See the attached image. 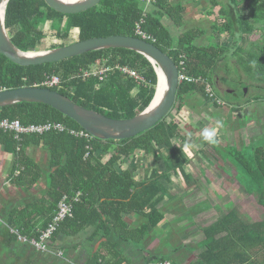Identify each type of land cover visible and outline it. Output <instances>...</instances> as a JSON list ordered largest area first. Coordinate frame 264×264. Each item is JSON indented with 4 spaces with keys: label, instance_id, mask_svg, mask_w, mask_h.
<instances>
[{
    "label": "trees",
    "instance_id": "obj_1",
    "mask_svg": "<svg viewBox=\"0 0 264 264\" xmlns=\"http://www.w3.org/2000/svg\"><path fill=\"white\" fill-rule=\"evenodd\" d=\"M209 4L218 10L220 18L214 20L211 34L197 27L180 31L186 7L176 0H158L144 19L142 29L156 40L150 43L172 58L182 75L193 80L180 83L171 114L134 138L114 141L76 136L71 132L78 134L84 129L44 104L19 103L0 108V121H18L25 127L48 122L66 127L63 132L23 134L18 138L13 132L0 130L3 152L14 158L8 175L12 185L31 192L47 174L46 188L39 190L35 198L22 200L20 206L10 209L5 220L10 229L18 230L29 240L39 239L58 215L60 201L67 196L73 212L60 224L52 241L61 234L76 237L93 228L89 236L91 247L81 264H133L126 257V251L132 247L143 253L151 233L165 218L164 204L179 195L171 197L164 182L170 181L171 176H180L185 183L192 181L187 174L191 158L183 155L177 146L182 144L175 143L176 139L188 140L182 135L181 122L177 119L188 99L199 95L214 108H221L223 104L216 95V77L222 68L227 73L234 69L240 78V72L244 73L249 82L264 84V0H209ZM144 10L139 0H102L79 14H61L44 0H11L5 24L16 47L35 52L51 37L60 41L52 48L67 46L73 34L77 36L76 41L116 35L139 38L135 28ZM166 20L179 30L177 34H172ZM49 24L48 30L45 26ZM217 34H225L231 40L222 44L217 38L216 42L214 35ZM245 43L249 47H243ZM106 59L110 66L115 61L137 71L146 82L139 85L119 71L110 72L102 82L96 77L87 79L77 75L80 69ZM232 62L235 64L231 65ZM48 75L61 79L60 85L51 90L77 105L117 120L131 119L145 111L158 86L155 66L143 55L126 49L100 50L59 63L30 67L14 64L0 53V90L46 88L42 84ZM221 82L228 85L224 78ZM241 94L244 93L241 91ZM230 97H238V92L235 90ZM252 102L264 103V95L245 100L247 105ZM238 107L234 111L243 108ZM260 125L264 124L260 122ZM32 148L46 151L45 162L29 154ZM150 156L158 168L144 164ZM130 160L133 164L128 167ZM236 160L243 173L241 185L257 206L260 205L261 219L248 220L237 208L216 219L208 217L212 210L199 215L205 218L196 217L203 220L204 226L200 228L198 242L201 249L195 257L189 256L185 264H264L257 261L264 255V144L254 147L250 158L239 154ZM135 173L139 174L138 179ZM79 192L80 200L75 201ZM131 215L146 218L147 222L136 228L129 227L125 217ZM167 259V255H154L145 264L164 263Z\"/></svg>",
    "mask_w": 264,
    "mask_h": 264
},
{
    "label": "rangeland",
    "instance_id": "obj_2",
    "mask_svg": "<svg viewBox=\"0 0 264 264\" xmlns=\"http://www.w3.org/2000/svg\"><path fill=\"white\" fill-rule=\"evenodd\" d=\"M180 1L183 2L182 0ZM200 4L203 5V10H201V12L202 16L205 15V19H203L204 17L194 19L197 24L196 27L204 30L206 34L212 33L211 30L214 24V20H220V18L218 17V10H215L216 12L213 11L211 5L209 4V0H200ZM153 6L154 4L151 6V8ZM197 7H200V9L202 8L200 5H197ZM188 8L189 11H192V9H190L192 8V5H189ZM190 22L192 21H189V23ZM194 27L195 26L188 25L187 29ZM45 28L49 30L50 24L45 26ZM214 36L216 37V42L217 38H219L218 42L224 44L230 41V39H228L225 34L222 36H219L218 34ZM76 37V34H73L68 44L76 42ZM206 40L207 36L202 38L201 43L203 44V42H206ZM197 43H200V41L197 40ZM57 44L59 45L60 41L55 37H51L50 39L44 41V43L38 47V50L49 51L54 49L52 48L54 47L53 45ZM243 47H249V43L243 44ZM234 64L235 62L231 63V65ZM240 74H242L241 78L236 72H234V69H232L231 73H227L223 70V68L218 71L216 79L220 85V90L224 92L229 90V92H223L224 94L219 91L216 92L217 97L223 104L221 108L216 109L210 102L206 103L199 95H192L179 114L180 117L177 116V119L181 122L182 134L184 133L185 135H189V142L194 145V147L192 148L194 151H192V155L190 156V158L192 157V164L189 166L190 170L188 172H190L194 176L192 177V182H195V184H189V187H195L196 189L193 191V194H191L192 192L188 191V189H184L183 192H186L185 194L175 196V199L173 201H169L164 204L165 210H163V212H165L166 214H169V212L173 208L182 209L179 210L180 214L184 210L191 209L192 212L190 213L194 218L196 216L199 219H205L201 216L204 215L207 211L212 210V213H209L208 217L216 219L221 214H225L233 208H237L241 210V212L247 217L248 220H258L259 218L261 219L260 211L262 209L260 205L258 204L259 207L257 206L253 198L247 195L249 193L246 191L244 186L241 185L240 180L243 176V173L236 158L239 154H243L247 158H250L252 155V149L258 145L264 144V125H260V122L264 124V103L252 102L249 105L245 103V100L247 101L248 99H252L257 96H263L264 84L262 85L261 83L259 85L258 83L255 84L249 82L244 73L240 72ZM223 78L228 80V85L222 84L221 79ZM241 82H243L242 86L246 88V93L241 86ZM235 90L238 92V97L231 98L230 94H232ZM241 91L244 93L243 96L241 94ZM135 93L136 92H134V94ZM238 106L243 107L241 111H234L233 108L238 109ZM172 117H174V115H171V118ZM218 120L223 124V127L218 129V143L212 146L203 142L200 133L201 130L205 127H215ZM177 142L182 145L184 143L182 142V140L180 141V139H176L175 143L177 144ZM29 154L31 156L34 155V157L36 156V158H38L39 160L46 158V151L38 148L29 150ZM136 154L137 156H140V153ZM133 160L135 161V158H133ZM131 161L132 160L129 161L128 167L133 164V161ZM148 163L151 166L157 167L156 162L151 156L145 158L144 164L149 167ZM10 164L11 163H9V165ZM46 175L47 174L43 176L41 182L36 187L37 191L42 189V182H44V187H46ZM138 175L139 174L136 173V176ZM169 180L172 181V176ZM182 180L183 179L181 177L176 179L173 183L175 187L180 186L183 188L184 183ZM167 182L168 183L166 186L168 187L170 185V182L168 180ZM34 193L35 190L31 192L19 191L17 194L13 193V195L3 194L4 197L2 196V203L9 202V204L15 205L19 203L18 199L21 197L25 199H32ZM176 194H178V192H176ZM190 203L194 204V207L190 205ZM199 215L201 216L199 217ZM4 217L5 213L0 212V228L5 227L3 223ZM187 218L188 215H184L179 219V221H187ZM176 221H178V218H175L173 214H169L167 215L166 220H163V223L155 229L157 230L160 228V226L162 227V225L165 224L162 228V231H164V237L161 238L162 242L167 238L169 234H171L170 226ZM7 229L9 230L8 227ZM177 231H183L186 233L187 230L183 227L182 229L180 228L175 231V233L171 237V247L168 246L169 240H166L165 243H161L157 242L156 239L152 241L150 247H148V245L147 247L145 246L143 253H151L146 255L147 259L154 255H167L169 261L167 260L168 262H164V264H177L176 260L184 254L182 252L185 247L179 250L175 249L180 248L181 245L185 244H188L186 247L194 245L192 240L184 243L183 238L186 235L178 237V234H176ZM193 231L194 230L189 232V236L192 235ZM26 245L29 246L30 244ZM159 248H161L162 250L158 251ZM38 255L43 256L42 254ZM148 255L150 257H148ZM15 256L16 259H18L21 255L19 254V252H17ZM257 261H264V255L259 256ZM12 262L14 261H9L5 256L4 249L3 251L0 250V264H7ZM18 262L19 260H16L14 264H17ZM30 262V260H26L23 263L21 262V264H30ZM152 264H161V262L156 261L152 262ZM178 264L184 263L179 260Z\"/></svg>",
    "mask_w": 264,
    "mask_h": 264
},
{
    "label": "water",
    "instance_id": "obj_3",
    "mask_svg": "<svg viewBox=\"0 0 264 264\" xmlns=\"http://www.w3.org/2000/svg\"><path fill=\"white\" fill-rule=\"evenodd\" d=\"M11 0H0V53L14 64L30 67L59 63L83 56L90 52L110 49H126L143 55L156 68L158 87L160 72L164 74L165 85L162 97L153 106L152 103L141 114L131 119H112L98 112L86 109L74 103L68 97L42 87H22L0 90V108L19 103H37L51 106L63 115L77 122L92 137L101 140L121 141L134 138L155 127L166 118L174 108L180 85V72L177 65L166 53L154 44L131 36H109L76 41L67 46L49 51L24 52L14 45L6 30L5 18ZM53 10L61 14H79L99 5L102 0H44ZM245 90L246 88L242 86Z\"/></svg>",
    "mask_w": 264,
    "mask_h": 264
},
{
    "label": "crops",
    "instance_id": "obj_4",
    "mask_svg": "<svg viewBox=\"0 0 264 264\" xmlns=\"http://www.w3.org/2000/svg\"><path fill=\"white\" fill-rule=\"evenodd\" d=\"M182 1L183 2H181L180 0H176V2H181L186 7V12L184 14V25L180 29V31L183 32V31L187 30L188 25L196 27L197 24H196V21L194 19H196V18L199 19L201 17H204L203 19H205V15L202 16L201 10H203V5L200 4V0H193V1L182 0ZM189 5H192V8H190V9H192V11H189V8H188ZM197 5H200L202 8L200 9V7H197ZM215 10L216 9H214L213 11H215ZM190 14H191V16H190ZM189 17H190V19H189ZM188 20L192 21V22L189 23ZM165 24L169 28L172 29L173 35H175V34H177V32H179L178 29L172 28L171 23L168 22L167 20L165 21ZM182 135L188 139L187 141H189V138H188L189 135H185V134H182ZM32 149L34 150V148H32ZM38 149H40V148H38ZM29 150H31V149H29ZM42 150H44V149L42 148ZM192 151H194V150L191 149V152ZM13 159L14 158L12 155H10L9 153L3 152V147L0 145V212L5 213L4 222H3L5 227L0 228V250L3 251V249H4L5 256L8 257L9 261L12 260L15 262L16 260H19V262L17 264H21V262L23 263L26 260H30L31 261L30 264H81V263L85 262L84 258L87 255V249H89L91 247V245L89 244V236L92 233L93 228H89V229L81 232L76 237H68V236L61 234L55 242L52 241L50 243V248H48L49 249L48 253L38 251L33 246L31 247L30 245L29 246L26 245L27 243H19L15 239V237L13 235H11L10 230L7 229V227L9 228V225L5 222L6 216L12 207L20 206L22 200L23 201L25 200V198L21 197L18 199L19 203L15 204V205L9 204V202L8 203H5V202L2 203V198L4 197L3 194L13 195V193L17 194L19 191H25V190H21V189L17 188L16 186L12 185L11 181H9L8 175H9V172L11 169ZM35 159L39 160L38 158H36V156H35ZM39 161L45 162V158L41 159ZM9 163H11V164L9 165ZM191 164H192V157H191L190 164L187 166V174H188L189 178L192 180V177H194V176L190 172H188L190 170L189 166ZM148 165H149V167H152V168L156 167V166H151L149 163H148ZM221 174H222V171H221ZM178 178H180V176L172 177V181H169L170 185L168 187L166 186L168 182H164L165 186L169 190L170 196L171 197L175 196L176 192H178L179 195H183L186 193V192H183L184 189H188V191H191L192 192L191 194H193L194 193L193 191L196 188L195 187L190 188L189 184H191V183L195 184V182L190 181L189 183H185L184 179L182 178L183 179L182 181L184 183V187L183 188L180 186L175 187V185L173 183ZM41 184H43L42 189L46 188V187H44L45 186L44 182H42ZM34 190H35V193L33 194L32 198H35L37 196L36 194L39 193V190L37 191L36 187ZM190 205H192L194 207V204L190 203ZM185 206H188V205H185ZM163 210H165V206H164ZM179 210H182V209L173 208L169 212V214H173L175 218H178V221L174 222L170 226L171 234H169L163 242L161 241V238L164 237V231H162V228L165 224H163L162 227L160 226L159 229H157L151 233V237L148 240V242L146 243V245H148V247H150L152 241L155 239L157 242H161V243H165L166 240H169L168 246L171 247V237L177 229H180V228L182 229L184 227V228H186L187 231L190 230L189 232L194 230L192 232L191 236H189V232H187V231H186V233L183 231H180V232L177 231L176 232V234H178V237L186 235L183 238L184 243L188 242L189 240H192V242L194 243V245H191L190 247H186L188 244H185V245H181L180 248L175 249V250H179V249H182L185 247V249H183V252H182L184 254L179 259L176 260L177 264H178L179 260H181V262L185 264V260L189 256L193 255V257H195L196 253L198 251H200L201 248L198 246V242H200V237H201L200 228H204V226L201 223V222H203V220H196V216H195V218L193 217V215L190 213V212H192L191 209L184 210L181 212V214H180ZM169 214L165 213L164 220H166L167 215H169ZM184 215H188L187 221H182V220L179 221V219L182 218ZM125 220L129 223V227H132V228H136V227L140 226L141 224L147 222L146 218H143V217L138 216V215H131L129 217L126 216ZM62 248H65V249H62ZM159 250H162V249L159 248L158 251ZM17 252H19V254L21 255V256H19L18 259H16V256H15ZM60 253H61V256L58 258L57 254H60ZM38 254H42L43 256H40ZM147 254H151V253H147ZM147 254H143V253H141L140 250H138L136 248H132V247H130L126 251V257L128 256L132 260L133 264H144V263H146V260H148L146 257ZM53 255H57V256H53ZM164 256H166V255H164ZM148 257H150V256L148 255ZM167 260L169 261V258ZM14 262H12V263L14 264ZM12 263H10V264H12Z\"/></svg>",
    "mask_w": 264,
    "mask_h": 264
},
{
    "label": "built area",
    "instance_id": "obj_5",
    "mask_svg": "<svg viewBox=\"0 0 264 264\" xmlns=\"http://www.w3.org/2000/svg\"><path fill=\"white\" fill-rule=\"evenodd\" d=\"M145 7L143 17L136 24L135 28V33L136 35L139 36V38L146 40V41H151L155 42V38L152 35H149L148 33L144 32L142 29V24L144 23V19L146 16L149 14L151 6L155 4L158 0H139ZM108 60H104L103 62H97L93 66L85 69H81L79 73L77 74L79 77L83 78H92L96 77L98 78L101 82L104 81V79L107 77V75L110 72L113 71H119L130 78L134 79L135 81L138 82L139 85L144 84L146 81L144 77H142L137 71L132 70L126 66H122L119 63L115 62L113 66H110L107 64ZM184 80H187L191 82L193 79L187 78L186 76L182 75L180 73V83ZM61 83V79L57 75H48L46 76L45 80L43 81V86L46 88H54L59 86ZM207 91L211 94V96H214V93L211 88H208ZM221 103V102H220ZM0 130L1 131H9L13 132L16 134V137L18 138L20 135L23 134H44L46 132L50 131H57V132H63L66 130V127L63 126L62 124L58 123H51L48 122L46 124L42 125H31L28 127L22 126L20 122L14 121L10 122L8 120H3L0 121ZM72 134H76V136L80 137H86V138H93L89 133H87L85 130L81 131L80 133H76L74 131L71 132ZM140 156H142L140 154ZM135 178L138 179L139 175L136 176V173L134 174ZM80 192L76 194L74 200L79 201L80 200ZM59 208V213L56 215L53 219V222L49 225V227L46 229L45 232L41 235L39 239H27L26 237L22 236L19 234L18 230L16 229H9L14 235L18 237V240L21 243H27L33 246L35 249L41 252H48V248L50 246V243L52 242V237L54 233L58 230L60 224L66 219L67 216H71L73 212V207L72 204L69 203V197L65 196L59 203L58 205ZM61 256V253L58 254ZM164 264V263H161ZM167 264V263H165Z\"/></svg>",
    "mask_w": 264,
    "mask_h": 264
},
{
    "label": "clouds",
    "instance_id": "obj_6",
    "mask_svg": "<svg viewBox=\"0 0 264 264\" xmlns=\"http://www.w3.org/2000/svg\"><path fill=\"white\" fill-rule=\"evenodd\" d=\"M148 42H151V41H148ZM222 127H223V124L218 120L216 122L215 127L203 128L200 133L203 142L210 144V145H214L218 143V129ZM177 146L181 148L183 155L187 154L189 157L192 155L191 149L194 147V145H192L189 141L184 142L183 145H177Z\"/></svg>",
    "mask_w": 264,
    "mask_h": 264
},
{
    "label": "bare ground",
    "instance_id": "obj_7",
    "mask_svg": "<svg viewBox=\"0 0 264 264\" xmlns=\"http://www.w3.org/2000/svg\"><path fill=\"white\" fill-rule=\"evenodd\" d=\"M68 2H77V1H81V0H66ZM160 72V84H159V87H158V91H157V97L153 103V106H155L159 100L161 99L162 97V93H163V90H164V85H165V78H164V74L161 73V71L159 70Z\"/></svg>",
    "mask_w": 264,
    "mask_h": 264
},
{
    "label": "flooded vegetation",
    "instance_id": "obj_8",
    "mask_svg": "<svg viewBox=\"0 0 264 264\" xmlns=\"http://www.w3.org/2000/svg\"><path fill=\"white\" fill-rule=\"evenodd\" d=\"M216 82L218 83V81H216ZM217 86H218V91L221 92V93H223L224 91H221V90H220V87H219L220 85H219V83H218ZM241 86H242V84H241ZM225 92H229V90H228V91H225ZM225 92H224V93H225ZM224 93H223V94H224ZM227 94H229V93H227ZM58 257H60V255H58ZM7 259H8V257H7ZM8 260H9V259H8ZM7 264H10V263H7Z\"/></svg>",
    "mask_w": 264,
    "mask_h": 264
}]
</instances>
